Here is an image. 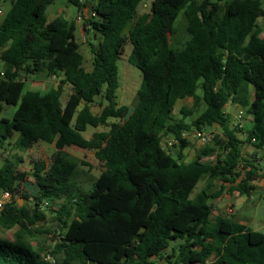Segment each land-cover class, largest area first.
<instances>
[{"label":"trees","instance_id":"obj_1","mask_svg":"<svg viewBox=\"0 0 264 264\" xmlns=\"http://www.w3.org/2000/svg\"><path fill=\"white\" fill-rule=\"evenodd\" d=\"M89 1L95 15L84 17V27L101 36L90 44L91 70L79 52L77 19L47 22L54 0H11L0 22V153L11 154L15 133L20 151L37 141L56 148L50 164L34 162L32 195L18 190L22 156L0 166V191L13 193L0 225L18 227L13 239L0 237V264H264V232L223 216L209 228L212 200L226 184L237 182L234 189L251 196L253 181L264 177L262 163L243 155L246 144L264 152V0H153L147 20L137 19L142 0H69L79 11ZM128 43V61L143 73L132 110L117 101L118 61ZM40 73L60 83L28 89L27 78ZM65 85L71 92L63 103ZM98 96L107 103L96 114ZM184 98L195 110L205 106L190 121L194 111L186 106L174 114ZM229 104L246 108L251 127L232 126ZM5 105H17L11 117L3 116ZM100 125L109 130L83 135ZM213 125L222 132L186 161L191 143L182 132ZM165 135L177 137L176 155L162 147ZM72 146L93 151L103 166L89 187L80 178L88 163L67 150ZM215 180L223 184L214 188ZM18 194L27 203L19 206ZM37 234L53 235V245L35 247Z\"/></svg>","mask_w":264,"mask_h":264},{"label":"rangeland","instance_id":"obj_2","mask_svg":"<svg viewBox=\"0 0 264 264\" xmlns=\"http://www.w3.org/2000/svg\"><path fill=\"white\" fill-rule=\"evenodd\" d=\"M153 0H142L140 5L138 6V16L137 19L147 20L150 17L151 12V5ZM89 3L90 7L85 12V7L82 8L78 13L77 5L69 2V0H54L47 9H46V19L47 22H50L57 16H63L67 19H77L78 17V24L76 29V39L80 43L79 52L83 55L84 61L83 66L87 70H91L93 68V59L94 54L91 51V43L95 46H98L101 41V36L95 34L92 31L87 30L84 27L83 20L84 17H88L92 14V1L87 2ZM11 7V0H3L0 3V22L3 21L7 11ZM259 23L262 26L264 35V17L259 19ZM177 29L179 33L183 30L184 27V19L182 16L176 22ZM132 49L131 43L126 44L123 53L118 61L119 68H120V87L117 91V101L120 105L126 104L130 107V110L134 109L138 104V89L140 87L143 73L142 71L132 65L128 61V57L130 55ZM4 67V63L0 60V70ZM60 83V78L56 77L55 75H48L47 73H40L36 75H30L27 78L26 87L28 89H38L42 92L50 89L51 87H56ZM71 92V88L68 85L64 86V93L62 96V102L68 98L69 93ZM198 93H201V88H198ZM107 102L104 100L103 97L98 96L95 99V102L91 103V109L94 113L99 114L102 108L105 106ZM183 106L188 107L192 111H194L188 118L187 121H190L198 116V111L204 109V104H200L198 110H195L193 107V99L192 98H184L179 99L176 103L174 114L176 117L181 116V108ZM5 110L3 116L11 117L13 113L17 109V105H5ZM243 111V115L241 118L238 117L240 111ZM227 111L231 115V118L234 120L231 121L232 126L240 127V125H234L237 120L243 124L245 127H251L252 125V116L246 108L240 107L235 104H229L227 107ZM111 121H119L117 118H112ZM109 130V126L107 125H100L99 127L88 126L87 130L83 132V135L86 138H90L95 131H106ZM195 129L191 130L194 131ZM206 134L209 136V140H211L214 133H221L222 129L219 125L208 126L204 129ZM191 145H189L185 151V159L186 161H190L196 157V153L198 149H201L205 144L200 141L198 138L194 137L193 135L188 137ZM11 143L8 145V150H10L11 154L8 153H0V166L6 164V158L9 157L13 162L15 160V156H22L23 161L19 162L17 165V171L22 172L25 174V177L20 181L18 190L22 193L25 191L26 193L32 195L36 187V180L32 175L33 165L36 160H43L48 164L51 163L53 159L54 152L56 150L54 144L39 141L35 147L28 149L27 151L23 152L14 147L15 137L11 138ZM178 145L179 142L176 144V148L172 149V154L176 155L178 153ZM67 150L81 158L82 160L86 161L88 164L81 166L80 178L83 179L84 184L86 187H89L91 184V180L93 177L99 176L101 171L103 170V166L101 163L96 159L94 152L90 150L81 149L75 146L67 148ZM255 157H257L255 155ZM264 158V155H261ZM258 158V157H257ZM203 160H214V156H203ZM207 182L206 180H201L197 187L193 192V196L197 191L205 186ZM222 183L220 180L214 181V188H218ZM237 185V183H236ZM233 184H226V190L224 194L217 199L212 200L214 205V210L211 215L212 224H210L209 228L212 229L213 223H215L217 216L228 217L233 221L240 222L246 224L248 227L254 230H259L264 232V178H259V181L255 183L256 189L253 190L251 196L247 195H240L238 191H235V186ZM16 196L18 201H21V205L27 203L24 198ZM32 200V199H31ZM62 200H56L53 204L54 208L58 206ZM46 204L43 205L44 209L49 214V221H47L48 226H55L52 218V211L50 207H46ZM234 210V212H233ZM18 227H13L10 229L4 228L0 225V237L13 239L15 237V232ZM53 235L51 234H37L34 237H31V241L35 247L39 246L41 243L46 246V248L51 247L53 245L52 241ZM179 241H174L170 248L166 250V253H172V248L178 246Z\"/></svg>","mask_w":264,"mask_h":264},{"label":"built area","instance_id":"obj_3","mask_svg":"<svg viewBox=\"0 0 264 264\" xmlns=\"http://www.w3.org/2000/svg\"><path fill=\"white\" fill-rule=\"evenodd\" d=\"M1 12V9H0ZM91 15H95V13L92 11ZM3 73H0V75ZM243 115V111L241 110L238 117L241 118ZM240 125L242 126V123L239 122V120H237V122L234 123V125ZM193 135L194 137L198 138L200 141H202L203 143H208L209 140V136L208 134H206L205 131L203 130H198L195 129L194 131H184L182 132V138L188 139L189 136ZM178 139L176 136L174 135H165L162 138V147L164 148V150L171 152L172 149H174L175 145L178 143ZM13 198V193L10 191H2L1 195H0V209H3ZM49 257V256H48ZM50 258V257H49Z\"/></svg>","mask_w":264,"mask_h":264},{"label":"crops","instance_id":"obj_4","mask_svg":"<svg viewBox=\"0 0 264 264\" xmlns=\"http://www.w3.org/2000/svg\"><path fill=\"white\" fill-rule=\"evenodd\" d=\"M3 0H0V3L2 2ZM85 7V12H86V10L87 9H89V7H90V5H89V3H87L86 4V6H84ZM78 13H81L80 11L78 12ZM77 24H78V17H77ZM229 112V111H228ZM14 137H15V139L18 137V133H15L14 134ZM39 141H37L36 143H34L33 144V146L31 147V148H33V147H35L37 144H39L38 143ZM30 148V149H31ZM185 151V150H184ZM243 155L245 156V157H254L256 160H259V162H261L262 163V165L264 166V158H262L261 157V155H264V152L262 151V150H258V149H256L253 145H251V144H246L244 147H243ZM255 155L258 157H255ZM186 160V159H185ZM264 171H261V173H263ZM264 178V177H263ZM257 181H259V179L258 180H255V181H253V183L255 184V183H257ZM237 183V182H236ZM236 183H233V185H236ZM235 191H237V190H235ZM240 194V193H239ZM0 195H1V191H0ZM233 212H234V210H233Z\"/></svg>","mask_w":264,"mask_h":264},{"label":"water","instance_id":"obj_5","mask_svg":"<svg viewBox=\"0 0 264 264\" xmlns=\"http://www.w3.org/2000/svg\"><path fill=\"white\" fill-rule=\"evenodd\" d=\"M18 203H19V206H21V204H22L21 201H18Z\"/></svg>","mask_w":264,"mask_h":264}]
</instances>
